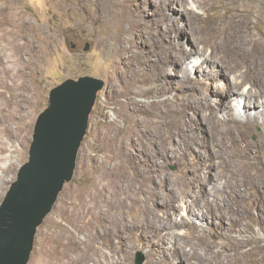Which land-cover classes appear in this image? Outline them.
I'll use <instances>...</instances> for the list:
<instances>
[{"label": "rangeland", "instance_id": "374dc122", "mask_svg": "<svg viewBox=\"0 0 264 264\" xmlns=\"http://www.w3.org/2000/svg\"><path fill=\"white\" fill-rule=\"evenodd\" d=\"M14 4L11 23L19 28L0 30V204L28 158L49 90L82 75L104 82L73 176L37 227L27 264H135L139 251L141 264H264V190L255 185L243 196L228 192L224 204L207 175L223 182L243 171L242 162L211 152H241L247 141L251 161L264 171V149L255 146L264 138L263 104L251 110L262 111L258 121L228 132L235 126L217 105L221 96L227 101V91L264 97V52L254 49L249 35L264 44V1ZM246 17L249 29L235 22ZM204 98L223 132L215 139L207 129L213 122H203ZM230 103L241 117L253 107L243 95ZM199 173L207 180L202 192L184 180ZM205 202L227 215L204 213Z\"/></svg>", "mask_w": 264, "mask_h": 264}, {"label": "water", "instance_id": "95a60500", "mask_svg": "<svg viewBox=\"0 0 264 264\" xmlns=\"http://www.w3.org/2000/svg\"><path fill=\"white\" fill-rule=\"evenodd\" d=\"M90 43L83 48L88 50ZM90 75L66 78L49 90L38 114L28 158L0 204V264H27L37 227L74 172L88 118L103 87ZM135 264L144 256L139 251Z\"/></svg>", "mask_w": 264, "mask_h": 264}, {"label": "bare ground", "instance_id": "6f19581e", "mask_svg": "<svg viewBox=\"0 0 264 264\" xmlns=\"http://www.w3.org/2000/svg\"><path fill=\"white\" fill-rule=\"evenodd\" d=\"M264 1V0H263ZM1 4H0V30H14V29H18L19 27L17 25H14L11 23V21L14 19L15 15H16V7H15V4H14V0H0ZM198 2V1H197ZM199 3V2H198ZM209 4V3H208ZM202 5V4H201ZM205 6V5H204ZM210 7V6H209ZM205 9V8H204ZM236 12V11H235ZM193 13V14H192ZM191 15H194V16H197L199 14H196L194 12H192ZM238 13V12H237ZM241 13V12H240ZM187 14H189L187 12ZM239 15V14H238ZM190 17V14L188 15ZM238 18V17H237ZM217 19V18H216ZM209 20V19H208ZM205 21V20H204ZM213 21V20H212ZM220 22V21H219ZM235 22H239V23H243L245 24V29H249V22H248V18L246 17L244 20H240V19H235ZM205 25V24H204ZM209 25V24H208ZM210 27V26H209ZM212 27V26H211ZM249 27V28H248ZM211 31L213 32L214 34V37L217 36V33L215 31L212 30V28H210ZM251 31H249V35H250V40L251 42L253 43L254 45V49H260L264 52V44L262 43L261 39L255 37L252 33H250ZM248 34V33H247ZM220 35V34H219ZM208 36V34H207ZM264 37V36H263ZM193 45V44H192ZM181 47V46H180ZM199 50V49H198ZM183 51V50H182ZM190 51V50H189ZM196 51V50H195ZM185 52V51H184ZM193 52V51H192ZM190 52V53H192ZM187 53V52H186ZM189 53V54H190ZM199 53V52H198ZM185 55V54H184ZM188 55V54H187ZM182 57V56H181ZM187 57V56H186ZM184 58V57H183ZM187 59V58H186ZM173 60V59H172ZM177 60V59H176ZM200 68V67H199ZM183 71V70H182ZM189 71L190 70H187V67L186 69L184 70V74L186 77H189ZM235 75V74H234ZM184 76V77H185ZM240 76V75H239ZM243 77V76H242ZM235 78V77H234ZM239 79V78H238ZM231 83V82H230ZM238 83V82H236ZM242 83V82H241ZM255 83V82H254ZM228 85V84H227ZM235 85V84H234ZM225 86V85H224ZM231 86V85H230ZM229 86V88H230ZM238 86V85H237ZM242 86V85H241ZM228 87V86H227ZM240 87V86H239ZM226 88V87H225ZM228 89V88H226ZM222 90V89H221ZM231 90V89H230ZM223 92V91H222ZM239 90H236V91H227V93L225 94L224 97H227L228 99H226L227 101H223V96H221V98H219L218 102H217V105L218 107L220 108H224L226 109L227 111V116L226 117H223L224 120H228L230 121L231 124H233L235 127L234 128H229L227 130H225V132H228V131H232L233 129H240L239 126H242L248 122H254V121H258L259 118L263 117L262 116V111H259V110H255L253 113L251 110H254L253 108L256 106V105H262L263 106V110H264V100H263V95H258V96H255V95H249L247 93H243ZM255 92V91H253ZM220 95H221V92H218ZM217 93V94H218ZM250 93V92H249ZM223 94V93H222ZM250 94H254V93H250ZM224 95V94H223ZM235 95H243L247 101V103L249 105H253V107L250 109V108H246L248 111L250 112H245L244 115L241 117V116H236L233 112H231V110L233 109L231 103H230V99L235 96ZM219 97V96H218ZM204 102L205 104H208L207 105V108L203 109V111L201 112V114L204 116L202 118L203 119V122L204 123H209L210 121L213 122V125L211 123V130H210V127L207 126V129L209 128V135L213 136V138L215 139L217 137V135L219 133H223L222 130H218L216 129L217 128V120L219 119L218 116L215 118L214 117V114L212 113L211 111V104L210 102L207 100V98H204ZM215 108V107H214ZM213 108V109H214ZM219 109V108H218ZM142 110V109H141ZM214 112V111H213ZM216 113V111H215ZM264 113V112H263ZM264 115V114H263ZM183 118V117H181ZM192 118V117H191ZM182 120V119H181ZM179 120L180 124L179 125H184V123L186 122L184 119V121H181ZM260 121V120H259ZM216 122V123H215ZM251 124V123H250ZM225 125V124H224ZM247 125V124H246ZM219 127V126H218ZM205 128V127H204ZM180 130V129H178ZM236 130V131H238ZM177 131V130H176ZM175 131V132H176ZM178 132V131H177ZM180 132V131H179ZM237 134V133H236ZM233 135V137L238 138L240 135ZM243 134V132H242ZM209 136V137H210ZM222 136V135H220ZM219 137V135H218ZM208 138V137H207ZM209 139V138H208ZM219 139V138H218ZM239 139V138H238ZM210 140V139H209ZM208 141V140H207ZM213 141V140H212ZM247 141V140H246ZM220 142V141H219ZM217 144V143H216ZM219 144V143H218ZM243 144H244V141H243ZM181 145V144H180ZM223 145H226L225 143ZM187 146V145H185ZM250 143L249 141L246 142V145H245V150L241 151V152H237V153H232V152H229L227 156H223V154H220V149L219 150H216L214 152H211L214 156L216 155L217 157H223V158H227L229 159V161L233 162L235 160L242 162L245 166V169L243 171H240V170H237V171H233L231 173V175L229 176H226L227 179H225V181L223 182H219V177L217 176L216 177V174H207L208 175V179L210 180H214L215 181V184H212L211 186V190L213 189V195H221L223 196L224 194H227L228 192H230L231 195H238V196H243L246 192V190L250 187H253L255 185H259V187H261L263 190H264V184H263V179H264V171L260 170V169H257V167L254 165V163L251 161L252 159L255 158V155H253V152H252V149L250 148ZM257 148H262L264 149V138L263 139H259V141L256 143L255 145ZM221 147V146H220ZM224 147V146H223ZM213 150V149H212ZM211 150V151H212ZM215 150V149H214ZM223 151V150H221ZM228 151H229V148H228ZM200 152V151H199ZM209 152V151H208ZM188 153V152H187ZM255 153V152H254ZM199 154V153H198ZM207 154V153H206ZM252 154V155H251ZM226 155V154H225ZM205 156V155H204ZM208 156V155H207ZM212 157V155H209ZM264 157V156H263ZM216 158V157H214ZM220 158V159H221ZM202 159V158H201ZM212 159V158H211ZM217 159V158H216ZM215 159V160H216ZM213 160V159H212ZM211 160V161H212ZM222 160V159H221ZM255 160V159H254ZM207 161V160H206ZM257 161V159H256ZM209 162V161H208ZM262 162V161H261ZM197 163V162H196ZM207 163V162H206ZM229 163V162H228ZM213 164V163H212ZM215 164V163H214ZM232 164V163H231ZM197 165V164H196ZM217 165V164H216ZM225 165V164H224ZM259 165V164H258ZM198 166V165H197ZM219 166V165H218ZM216 167V166H215ZM240 167V165H239ZM194 168V167H193ZM211 168V167H210ZM226 168V167H225ZM244 168V167H243ZM195 169V168H194ZM208 169V167H207ZM223 171V170H222ZM221 171V172H222ZM200 172V171H199ZM188 183L187 185H191L194 189V191L196 192H202L204 190V187H205V182L207 181L206 180V177H205V173L202 174V173H199V174H194V175H190V176H186L185 179ZM213 181V183H214ZM222 183V185H221ZM230 183H234L235 186H238V185H243L244 187L243 188H238V187H231L230 186ZM186 185V184H185ZM172 187V186H170ZM206 190V188H205ZM261 190V189H260ZM264 192V191H263ZM240 193V194H239ZM228 195V194H227ZM228 197V196H227ZM223 198V203H225V200L224 198L226 199L225 196L222 197ZM193 199V198H192ZM195 200L197 199H193L191 200L189 203H193ZM218 202V201H217ZM195 204V203H194ZM237 205L236 207H234V210H237ZM204 208V209H203ZM221 207L219 204H215V206H212L210 204V202H205L203 207L200 209L201 211H203L204 213H207V214H210V212H214L216 216H218L219 218H224L225 215L227 214H224L221 210ZM239 209V208H238ZM239 212V211H238ZM213 219V218H212ZM232 221V220H231Z\"/></svg>", "mask_w": 264, "mask_h": 264}]
</instances>
